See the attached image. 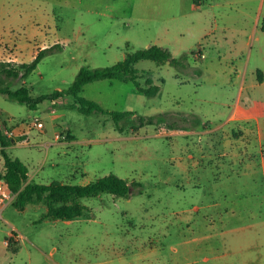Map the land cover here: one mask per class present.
I'll return each mask as SVG.
<instances>
[{"label":"rangeland","instance_id":"1","mask_svg":"<svg viewBox=\"0 0 264 264\" xmlns=\"http://www.w3.org/2000/svg\"><path fill=\"white\" fill-rule=\"evenodd\" d=\"M263 4L0 0V56L13 51L29 63L40 49L59 46L27 79L35 96L68 89L83 66H110L151 45L168 48L176 57L189 54L191 64L179 71L152 60L138 62L137 69L148 72L141 85L146 87L152 76L161 86L155 97L118 80L84 87L82 96L105 109L129 112L120 121L124 132L109 115L88 116L62 107L75 103L71 95L62 98L61 107L45 100L32 110L0 94V167L5 149L28 166L34 183L85 185L114 173L142 184L133 186L129 197L103 193L83 198L89 209L69 220L45 218L44 202L19 207L14 201L0 215V264L216 263L222 252L215 240L231 227L234 191L245 194L252 180L242 159L229 156L219 144L227 139L211 134L233 132L238 137L245 129L259 128L248 148L258 164L264 156L263 19L257 23ZM240 70L243 82L236 78ZM241 86L244 96L252 98L247 100L252 106L245 107L252 121L243 126L226 123ZM138 116L166 121L134 131ZM37 118L43 128L35 125ZM196 119L207 127H197ZM256 170V183L262 185ZM262 194L260 188V200ZM256 210L262 222L264 204Z\"/></svg>","mask_w":264,"mask_h":264},{"label":"trees","instance_id":"2","mask_svg":"<svg viewBox=\"0 0 264 264\" xmlns=\"http://www.w3.org/2000/svg\"><path fill=\"white\" fill-rule=\"evenodd\" d=\"M262 30L264 31V18ZM58 47V45H54L40 49L29 63L0 60V94L20 104L27 105L32 110H37L39 105L45 100L54 102L65 95H71L75 98V103L68 106L61 105L62 107L76 109L88 116L94 114L109 115L116 129L120 132L126 130L120 124V121L129 112L105 109L98 102L82 96V91L86 85L103 80L132 82L139 92L148 97H155L160 93L161 86L155 83L152 76L146 79V87L141 85L140 78L144 77L148 72L141 73L136 67L138 62L141 60H152L159 65L169 64L179 71H185L191 67L189 54L176 57L168 48L160 45H151L128 53L123 60L110 66L97 68L83 66L68 89L55 90L49 94L35 96L26 84L27 79L37 69L40 62L48 55L54 53ZM199 56H202V53H199ZM196 73L201 75L203 71L196 70ZM257 74L261 81L262 72L258 71ZM15 82L21 83V85L14 90L11 86L16 84ZM53 106L54 108L61 107L57 102ZM137 119L139 124L133 127L134 131L146 125L160 124L166 121L165 117L162 116L158 118L155 116H138ZM193 122L197 127H207V123L201 119L193 120ZM2 143L5 146L6 140L2 139ZM1 153L0 176L16 194L15 204L19 207H25L29 203L44 202L48 208L45 218L76 219L83 216L89 209L82 202L83 198L99 196L103 193H109L116 197H129L133 186L142 187L140 182L133 181L130 183L127 179L114 173L100 177L85 185L58 181L50 184L34 183L29 181V168L23 161L12 157L5 149H2ZM13 233L14 235L16 234L15 232Z\"/></svg>","mask_w":264,"mask_h":264},{"label":"crops","instance_id":"3","mask_svg":"<svg viewBox=\"0 0 264 264\" xmlns=\"http://www.w3.org/2000/svg\"><path fill=\"white\" fill-rule=\"evenodd\" d=\"M263 18L264 4L261 5L259 10L257 19L258 26L261 24ZM1 59L21 62L19 56L16 55V53H13V51H7L6 54L0 56V60ZM242 75L243 74H241L240 70L236 77L237 80L241 79L243 82L245 78L242 77ZM244 90L245 88L241 86L233 110L226 123L243 126L252 121V117H248L245 109L247 106H252V104L247 101L252 98L249 96V93H245L244 96ZM62 98L63 97L54 102L52 101V104L55 102L60 104ZM224 124L225 123L221 124V126H224ZM257 133L260 135L259 128L258 130L245 129L238 137H234L233 132L232 134L231 132L211 134L218 140L227 139V141L220 142L219 144H222V147L224 146L227 148L229 156L234 155L238 157V159H242L244 162V169L246 170L248 177L252 180V182H247L248 187H246L247 191L245 194L239 193L238 190L234 191L236 203H234L235 206L231 212L230 220L232 223L229 221V223H231L229 226L231 227L222 229L219 232V238L215 240V243L219 245L222 253L216 257L217 262L214 264H264V220L262 222L257 221L259 214L256 210V206L259 203L262 202L264 204V156H262L260 163L258 164L255 156L249 152L248 148L251 145L249 140L254 137L256 138ZM206 134L210 137V133ZM242 147L245 148L246 151L243 152L241 150ZM214 149L216 150L217 148ZM243 155H245V158H243ZM221 156L222 155L219 154V157ZM256 168L259 169L258 174L260 173L263 177L262 185H260V182L258 184L256 183ZM260 188L263 189V194L261 195L262 200L259 199ZM242 200L247 203L245 205L238 204V202Z\"/></svg>","mask_w":264,"mask_h":264},{"label":"built area","instance_id":"4","mask_svg":"<svg viewBox=\"0 0 264 264\" xmlns=\"http://www.w3.org/2000/svg\"><path fill=\"white\" fill-rule=\"evenodd\" d=\"M35 125L40 128L44 127V124L38 118L35 120ZM15 199L16 194L10 189L8 183L0 176V215L15 201Z\"/></svg>","mask_w":264,"mask_h":264},{"label":"water","instance_id":"5","mask_svg":"<svg viewBox=\"0 0 264 264\" xmlns=\"http://www.w3.org/2000/svg\"><path fill=\"white\" fill-rule=\"evenodd\" d=\"M0 159H1V157H0Z\"/></svg>","mask_w":264,"mask_h":264}]
</instances>
